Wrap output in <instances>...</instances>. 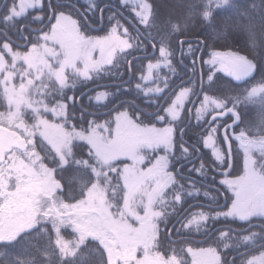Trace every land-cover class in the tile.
Returning <instances> with one entry per match:
<instances>
[{
  "label": "snow or ice",
  "instance_id": "1",
  "mask_svg": "<svg viewBox=\"0 0 264 264\" xmlns=\"http://www.w3.org/2000/svg\"><path fill=\"white\" fill-rule=\"evenodd\" d=\"M0 264H264V0H0Z\"/></svg>",
  "mask_w": 264,
  "mask_h": 264
},
{
  "label": "trees",
  "instance_id": "2",
  "mask_svg": "<svg viewBox=\"0 0 264 264\" xmlns=\"http://www.w3.org/2000/svg\"><path fill=\"white\" fill-rule=\"evenodd\" d=\"M117 2V0H100V3H101V7H104V5L105 4H108V3H111V4H115ZM171 2V0H163V3L164 4H168V3H170ZM239 2L241 3V5H243V6H248L249 4H251L252 2H253V0H239ZM257 2H258V0H257ZM87 3H88V0H79V4H84L85 5V7H87ZM79 6V5H78ZM81 11H83V9H81ZM98 15H99V11H97V13H96V21L98 20L97 19V17H98ZM109 15V13H108V11H107V9H105V12H104V18H105V23L107 22V16ZM189 38H194V36L193 37H189ZM220 50H224V49H220ZM205 59H207V57H205ZM121 71H123V69H121ZM168 72V69H166V68H162V69H159V70H157V71H155V74L153 75V77H152V79L153 80H156V83H155V85H158V86H162V79H163V77H164V75L166 74ZM137 75H140L139 73L137 74ZM106 79H107V76L105 77ZM171 78H173L172 76H171V74H169V79H171ZM186 79V78H185ZM154 85V84H153ZM92 86H94V85H91V84H88L86 87H85V91L88 89V88H90V87H92ZM77 87L79 88V87H81V85L78 83L77 84ZM69 95H72V93L71 92H69ZM85 103H87V100H85ZM191 105H189V107H190ZM198 106V105H197ZM90 111H92V110H90ZM248 118H252L254 115H255V112H254V110L253 109H248ZM100 116V121L99 122H101V123H103V121L105 120V119H108V117L107 116H105V115H99ZM94 117H92V116H89V119H93ZM192 123H196V121H195V118L193 117V119H192ZM186 139H187V141H188V143L190 144L191 142H192V137H191V133L189 134V136L188 137H186ZM206 151H209V150H206ZM189 167H191V165H189ZM193 201H190V203H192ZM170 227V226H169ZM178 249H179V247H181L182 245H175ZM189 260H190V257H187Z\"/></svg>",
  "mask_w": 264,
  "mask_h": 264
},
{
  "label": "flooded vegetation",
  "instance_id": "3",
  "mask_svg": "<svg viewBox=\"0 0 264 264\" xmlns=\"http://www.w3.org/2000/svg\"><path fill=\"white\" fill-rule=\"evenodd\" d=\"M101 15H103L104 16V13L103 14H101L100 12H99V15H98V17H97V21H96V23H91V21H89V25H90V27L94 30V34L96 33V32H99V34H101V35H103L104 33L103 32H100V28H102L103 27V24L100 22V17H101ZM105 22V21H104ZM93 87H95V86H92V87H90V88H93ZM90 88H88L87 90H86V92L90 89ZM99 90H103V89H99ZM91 110V109H90ZM89 110V111H90ZM97 115H104L103 114V112H100V113H97ZM171 227V226H170ZM172 239L173 240H178L179 238L178 237H176V236H173L172 237ZM195 240H199L200 238L199 237H195L194 238ZM178 245V244H177ZM201 246H207V245H201Z\"/></svg>",
  "mask_w": 264,
  "mask_h": 264
},
{
  "label": "rangeland",
  "instance_id": "4",
  "mask_svg": "<svg viewBox=\"0 0 264 264\" xmlns=\"http://www.w3.org/2000/svg\"><path fill=\"white\" fill-rule=\"evenodd\" d=\"M84 1V0H83ZM94 56L96 57V58H99V52L97 51L96 53H94ZM160 69H162V68H160ZM157 70H159V69H154L153 70V73H152V76L151 77H149V80L148 81H145V83H147L148 84V86H150V87H156V86H158V85H155V83H152L151 81L153 80L152 79V77H153V75L155 74V71H157ZM144 75H148V70H147V68H146V66H145V70H144ZM154 84V85H153Z\"/></svg>",
  "mask_w": 264,
  "mask_h": 264
},
{
  "label": "water",
  "instance_id": "5",
  "mask_svg": "<svg viewBox=\"0 0 264 264\" xmlns=\"http://www.w3.org/2000/svg\"><path fill=\"white\" fill-rule=\"evenodd\" d=\"M100 29H101V28H100ZM100 29H99V30H100Z\"/></svg>",
  "mask_w": 264,
  "mask_h": 264
},
{
  "label": "bare ground",
  "instance_id": "6",
  "mask_svg": "<svg viewBox=\"0 0 264 264\" xmlns=\"http://www.w3.org/2000/svg\"><path fill=\"white\" fill-rule=\"evenodd\" d=\"M191 107V106H190Z\"/></svg>",
  "mask_w": 264,
  "mask_h": 264
}]
</instances>
